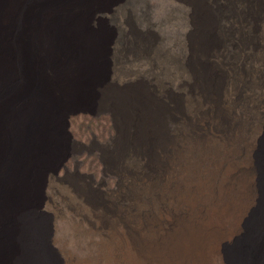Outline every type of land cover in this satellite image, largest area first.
Masks as SVG:
<instances>
[{"label": "bare ground", "instance_id": "6f19581e", "mask_svg": "<svg viewBox=\"0 0 264 264\" xmlns=\"http://www.w3.org/2000/svg\"><path fill=\"white\" fill-rule=\"evenodd\" d=\"M117 1L0 0V264H11L17 255V216L33 204L43 173L53 170L63 156V146L72 138L66 117L77 109L115 102L126 106V126L137 128L126 133L122 150L147 156L148 171L158 178L161 198L156 209L140 217L132 207L113 204L111 217L102 223L108 227L110 249L119 263L209 264L208 259L240 227L250 208L249 193L255 184L252 153L264 123L231 119L235 100L230 87L236 96L237 88L247 79L258 80L264 70V0L229 2L227 14L236 23L242 49L231 70L234 74L238 67L247 70L237 82L231 71L204 69L207 79L202 77L197 96L206 100L212 120L198 129L191 158L188 122L178 134L166 127L172 119L168 109L183 115L190 108L188 99L184 110L179 103L176 110L173 99H163L156 110L149 106L154 105L153 98L147 99L149 108L139 104L138 97L131 101L112 88L100 97L98 89L108 82L110 68L115 70L114 78L122 80L127 71L133 72V63L125 60L127 53L118 48L120 40L115 51L109 52L114 41L99 23V13ZM183 2L198 20L197 43L201 39L208 44L209 31L215 35L212 45L226 42L220 21L227 15L220 3ZM119 69L126 73L121 75ZM220 131L221 136L216 134ZM249 131L250 141L246 139ZM244 143L252 144L246 164L237 162ZM120 157L119 149L106 154L107 165L115 167ZM130 194L132 200L134 187ZM86 195L101 204L93 191ZM223 218L231 220L233 228H226ZM123 221L126 230L119 232L117 226Z\"/></svg>", "mask_w": 264, "mask_h": 264}, {"label": "rangeland", "instance_id": "374dc122", "mask_svg": "<svg viewBox=\"0 0 264 264\" xmlns=\"http://www.w3.org/2000/svg\"><path fill=\"white\" fill-rule=\"evenodd\" d=\"M215 1L227 15L226 20L220 21V33L226 42L213 45V31L207 33L208 44L201 39L202 43H197L198 35L201 36L195 22L198 20H194L191 8L183 0H118L99 13V23L114 41L109 52L115 51L120 40L118 48L127 53V63L134 65L132 73L123 69L117 71L121 75L126 73L124 80L114 78L115 70L110 68L108 82L98 89L100 97L107 88H112L118 95L124 98L127 95L131 101L138 97L139 104L145 103L146 107L156 110L163 99H173L176 110L177 103L184 110L188 99L190 108L183 115L176 114L172 107L168 109L172 119L166 127L169 133L178 134L183 123L188 122L189 158L202 122L212 120L211 110L206 100L197 96L196 88L201 89L207 70L221 69L230 73L238 54L242 55L236 23L227 14L232 0ZM243 70L238 67L236 74L232 72L237 82L247 68ZM120 81L125 83L120 84ZM231 87V97L235 100L231 119L236 123H264V70L258 80L247 79L237 88L236 96L232 95ZM148 98H153L154 105L152 102L147 105ZM118 105L115 102L91 110L77 109L66 117L65 124L69 123L72 138H67L63 156L53 170L43 173L33 204L17 216V255L11 264H126L119 263L113 256L108 227L102 223L106 217H111L113 204L116 208L132 207L142 217L148 209L158 207L161 196L158 178L153 176V179L148 171L147 156L131 154L126 148L122 150L126 133H133L137 127L129 124L127 128L124 116L127 107ZM251 132L246 135L247 140ZM216 134L221 136L222 133ZM118 149L120 160L115 167H109L105 155ZM240 149L237 162L246 164L252 144L244 143ZM252 164L255 184L249 193L250 208L240 227L225 238L218 253L208 259L209 264H264V124L252 153ZM155 172L158 174L157 170ZM51 181H54L52 188ZM132 187L136 189V196L131 200ZM87 191H93L101 204L90 199ZM222 221L226 228H233L228 218ZM123 223L125 221L117 226L119 232L126 230Z\"/></svg>", "mask_w": 264, "mask_h": 264}]
</instances>
